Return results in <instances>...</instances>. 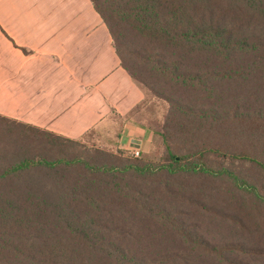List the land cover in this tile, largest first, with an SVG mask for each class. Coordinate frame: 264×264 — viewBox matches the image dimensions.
<instances>
[{"label":"trees","instance_id":"trees-1","mask_svg":"<svg viewBox=\"0 0 264 264\" xmlns=\"http://www.w3.org/2000/svg\"><path fill=\"white\" fill-rule=\"evenodd\" d=\"M91 1L152 151L0 114V264H264V0Z\"/></svg>","mask_w":264,"mask_h":264},{"label":"crops","instance_id":"crops-1","mask_svg":"<svg viewBox=\"0 0 264 264\" xmlns=\"http://www.w3.org/2000/svg\"><path fill=\"white\" fill-rule=\"evenodd\" d=\"M147 89L122 65L91 0H0V114L78 139L130 116ZM154 130L123 123L114 144L152 151ZM113 148V147H112Z\"/></svg>","mask_w":264,"mask_h":264},{"label":"rangeland","instance_id":"rangeland-1","mask_svg":"<svg viewBox=\"0 0 264 264\" xmlns=\"http://www.w3.org/2000/svg\"><path fill=\"white\" fill-rule=\"evenodd\" d=\"M149 105L144 109V114H140V119L145 121H155L157 118L162 116V113L165 112V104L158 100L153 99V97L148 95ZM113 122L103 127L101 130H94L91 133H88L84 138L87 146H95L99 148L111 149L114 147L118 139V135L121 133L123 128V123L125 122L121 117L117 114H114ZM3 126V127H2ZM14 128L18 129L20 126L11 124ZM9 127L8 124L0 122V131L1 133L4 131V128ZM19 134V135H18ZM14 134L13 137H7L4 141V144H9L11 149L18 150L19 148L25 149L26 138L22 134L18 133Z\"/></svg>","mask_w":264,"mask_h":264},{"label":"built area","instance_id":"built-area-1","mask_svg":"<svg viewBox=\"0 0 264 264\" xmlns=\"http://www.w3.org/2000/svg\"><path fill=\"white\" fill-rule=\"evenodd\" d=\"M130 152L135 157L140 156L141 154V141L140 140H135Z\"/></svg>","mask_w":264,"mask_h":264}]
</instances>
